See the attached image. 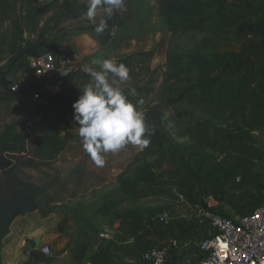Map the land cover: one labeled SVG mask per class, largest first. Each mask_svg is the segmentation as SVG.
Instances as JSON below:
<instances>
[{
  "label": "trees",
  "instance_id": "obj_1",
  "mask_svg": "<svg viewBox=\"0 0 264 264\" xmlns=\"http://www.w3.org/2000/svg\"><path fill=\"white\" fill-rule=\"evenodd\" d=\"M42 1L0 0V55L6 47L15 49L0 67V103L18 102L28 93L41 90L34 86L17 93L8 77L16 64L40 48L39 43L30 40L22 43L23 35L29 29L34 31L40 17L60 0L46 6ZM111 2L114 7L106 26L120 28L124 19L118 9L123 0L90 2L73 11L65 3L55 24L77 18L83 12H93L99 5L108 9ZM155 6L161 27L168 34L163 64L152 69V51L144 49L117 63V69L130 80L145 78L141 85L79 90L100 74L79 70L65 77L57 74L54 83L74 79L72 87L46 97L36 113L3 126L0 253L12 223L35 212L38 200L60 183L57 175L48 173H41L43 185L22 176L26 170L39 173L48 168L65 150L67 136H62L49 113L87 110L95 108L101 100L111 104L123 99L132 102L141 115L138 130L142 149L116 176L110 197L93 209L91 219L78 222L76 233L62 252L69 253L71 263L113 264L110 251L123 260L139 262L144 252L174 235L175 228L157 221L156 210L142 206L136 195L139 189L160 184L164 176L161 172L170 159L188 175L180 190H186L185 197L191 204L195 203L194 189L202 187L203 162L208 155L232 159L231 172L224 181L229 180L235 192H247L256 186L264 189L263 175L257 169L264 161V144L256 136L264 130V52L260 61L249 64L247 50H216L219 44L230 41L228 32L249 40L253 35L264 38L258 24L262 10L254 8V0H155ZM124 116L115 115L119 119ZM235 120L238 121L230 136L239 141L225 145L218 134L223 125ZM210 185L216 187L220 183L212 180ZM115 223L118 226L112 238L100 240L93 225L112 229ZM174 251L169 250L167 264L174 260ZM89 252L92 254L87 260ZM57 257L54 253L46 256L33 251L28 264H58Z\"/></svg>",
  "mask_w": 264,
  "mask_h": 264
},
{
  "label": "rangeland",
  "instance_id": "obj_2",
  "mask_svg": "<svg viewBox=\"0 0 264 264\" xmlns=\"http://www.w3.org/2000/svg\"><path fill=\"white\" fill-rule=\"evenodd\" d=\"M98 1L101 0H60L55 7L40 17L34 31L30 33L27 31L23 35L22 43L25 40L39 43L40 48L36 52H51L57 60L62 57L69 58L70 64L65 72L79 70L100 74L83 84L79 90L102 86L112 89L139 86L145 78L130 80L121 74L120 69H117V63L144 49L152 51L153 56L150 62L152 69L163 64L168 34L161 27L155 0H123V4L118 9L121 10L119 13L124 19V24L120 28L106 26L111 9L114 7L112 2L107 4L108 9L99 5V8L93 12H83L77 18H66L59 24H55L54 20L60 13V7H63L65 3L69 5L68 10L73 11L81 5ZM254 2L262 5L263 11L260 18L264 21V2L261 0H254ZM119 3H122V0H119ZM65 12L66 10L63 11ZM228 34L230 39H234L233 33L228 32ZM236 44L221 43L216 50L246 48L247 63L250 64L260 57V48L264 47L263 42L259 45L245 36H242ZM14 50L13 46L2 49L0 67ZM27 58L16 64L13 73L8 77L17 93L31 89V86L37 84L50 86L47 82L49 78L36 81L32 77L27 68ZM14 70L17 75L23 72L31 75L33 81L29 88L23 90L19 86V90H16L19 82L16 77L15 79L13 77ZM53 77L50 79L53 80ZM73 81L74 79H66L60 82L58 88L66 90L72 87ZM38 87L42 89V86ZM1 93L0 89V97H2ZM33 93L35 92L28 93L18 102L0 103V131L4 125L28 117L40 109L41 102L31 99ZM42 95L45 97V92ZM116 114L125 116L119 119L115 117ZM140 117V113L132 106V102L126 99L118 100L116 104L110 102L101 104L97 112L77 110L70 116L61 111L49 113V118L53 120L62 136H67L65 150L48 168L41 169L39 173L26 170L22 176L29 178L37 185H43L45 179L41 173H48L51 176L57 175L60 183L38 200L37 213L25 217L13 227L14 232L19 230L21 225H23L22 228L25 226L36 228V234L40 240L35 252L43 246H48L51 250L50 255L54 253L58 256L56 260L58 264H73L69 259V253L62 254V252L76 233L78 222L82 223L91 219L93 209L103 205L106 197L107 199L110 197L116 176L142 149L138 130ZM237 121L222 126V131L218 135L224 140L225 145L239 141L230 136V131ZM256 136L264 144V130ZM203 164L205 171L202 172V179L204 180L202 187L196 186L193 191L194 204L185 197L186 190H180V184L186 181L185 178L188 175L172 159L167 162L161 172L164 176L162 180H159L160 184L139 189L136 194L142 206L156 210V219L165 217L161 223L170 224L175 228L172 237L154 246V248L169 251L171 241L178 243L174 251V260H170L169 264H192L200 259L197 245L210 233L208 223L200 214L203 210L210 207V210L225 216L245 215L264 201L263 188L256 186L247 192H235L230 188L229 180L228 183L224 181L231 172L233 165L231 158L208 155ZM257 169L263 175L262 183L264 184V161L257 166ZM212 180L218 181L220 186L211 187ZM117 226L118 224L115 223L110 229L111 238ZM93 227L96 233L103 232L101 227L96 225ZM20 254L25 257L21 264H28L29 255L23 249ZM91 254L92 252L87 254V260ZM110 257L113 264H144L123 260L112 251H110Z\"/></svg>",
  "mask_w": 264,
  "mask_h": 264
},
{
  "label": "built area",
  "instance_id": "obj_3",
  "mask_svg": "<svg viewBox=\"0 0 264 264\" xmlns=\"http://www.w3.org/2000/svg\"><path fill=\"white\" fill-rule=\"evenodd\" d=\"M27 59V68L36 81L49 78L47 82L50 86L38 84L42 89L31 95L33 101L42 102L60 90L58 88L60 83H54L50 78L57 74L61 76L67 70L70 59L62 57L57 60L51 52L36 51L30 53ZM44 92L45 97L42 95ZM209 208L200 214L208 223L210 233L199 241L197 251L200 259L192 264H264V201L245 215L225 216ZM164 218L158 217L156 220L163 222ZM102 231L98 234L99 239L109 241L112 231L110 229ZM177 245L176 241L170 242L171 248L176 249ZM38 251L46 256L51 253L48 246H43ZM168 252L166 249L150 248L143 253L139 262L167 264Z\"/></svg>",
  "mask_w": 264,
  "mask_h": 264
},
{
  "label": "crops",
  "instance_id": "obj_4",
  "mask_svg": "<svg viewBox=\"0 0 264 264\" xmlns=\"http://www.w3.org/2000/svg\"><path fill=\"white\" fill-rule=\"evenodd\" d=\"M261 2H264V0L263 1L261 0ZM254 8L255 9H261L263 11L262 5L261 4H259V5L255 4V2H254ZM258 24H260L262 29H263V37H264V21H262V19L260 18L259 21H258ZM233 36H234V39L231 38L230 41L228 42V45L236 44V42H239L240 38L242 37V36H237L235 34H232V37ZM251 40H253L256 44L260 45L264 41V38H260L259 39L258 37L253 35ZM236 45L239 46L238 44H236ZM242 50H246V48H241V49H238V50H232L231 49V50H227V51H236V52H238V51H242ZM221 52H223V51H221ZM263 52H264L263 48L262 49L260 48V52H259L260 57L263 54ZM259 58L254 60L252 63L260 61L261 58L260 59ZM30 76L28 74H26V73L24 74V72L22 74L19 73L17 75L16 74V70H14V76L13 77H14V79L16 77L17 78V82H19V83H17L16 90H19V86L23 90L25 88H29L28 86H30L32 84V81H33ZM63 81H60V82H63ZM33 87L31 86V88H33ZM105 103H108V101L101 100L95 108H89L87 110L90 113L91 112H97V110L99 109L100 105L101 104H105ZM75 111H77V110H75ZM73 112L74 111L67 112L68 116H70V114L73 113ZM49 191L50 190H48V192ZM38 210H39V204H38V209L35 212L27 214V215H25L23 217H18L12 223V225L10 227V232H9L8 236L4 239L3 248H2L1 253H0V264H21L24 261L25 257H24V255H22L20 253H21L22 249L24 251V247H25V243L26 242L27 243H31V244L34 245V251L37 250L36 247L38 246V242H39L40 238H38V236L36 234V228H33L34 226H31V227L25 226L24 228H22L23 225H21V228L19 230L15 231V232H14L13 227H14V225L17 222H21L20 220H23L25 217L37 213Z\"/></svg>",
  "mask_w": 264,
  "mask_h": 264
},
{
  "label": "water",
  "instance_id": "obj_5",
  "mask_svg": "<svg viewBox=\"0 0 264 264\" xmlns=\"http://www.w3.org/2000/svg\"><path fill=\"white\" fill-rule=\"evenodd\" d=\"M52 1H53V0H43V1H42V5H43V6H46V5L50 4ZM30 32H31V29L28 30V33H30ZM67 74H68V72H63V73L61 74V77H65ZM24 251H25V253H26L27 255H29L31 252L34 251V245L31 244V243H27V244L25 245V247H24Z\"/></svg>",
  "mask_w": 264,
  "mask_h": 264
}]
</instances>
